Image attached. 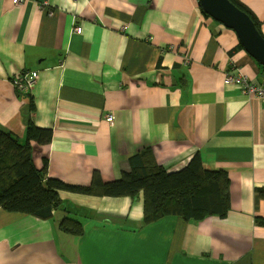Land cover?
<instances>
[{"label":"crops","instance_id":"1","mask_svg":"<svg viewBox=\"0 0 264 264\" xmlns=\"http://www.w3.org/2000/svg\"><path fill=\"white\" fill-rule=\"evenodd\" d=\"M239 1L264 34V0ZM25 72L39 76L25 93L35 124L53 130L48 145L33 143L49 178L88 186L98 171L117 181L147 148L177 172L199 153L207 170L227 172L232 210L196 225H143L142 195L61 191L49 220L0 210V264H264V228L254 223L264 218L255 193L264 188V102L224 85L228 73L261 83L264 70L199 0H0V126L19 140L30 101L13 80ZM65 218L83 233L63 232Z\"/></svg>","mask_w":264,"mask_h":264},{"label":"trees","instance_id":"2","mask_svg":"<svg viewBox=\"0 0 264 264\" xmlns=\"http://www.w3.org/2000/svg\"><path fill=\"white\" fill-rule=\"evenodd\" d=\"M229 1L251 18L264 37L257 16L239 0ZM201 12L210 18L202 9ZM16 90L20 98L28 97L30 101L25 110L26 138L19 140L0 126V210L49 220L62 204L61 191L101 198L136 199L142 195L143 225L166 217H178L196 225L209 217L225 219L232 210L231 180L227 172L207 170L199 153L177 172L160 166L154 151L147 148L129 158L130 171L124 172L117 181L104 182L98 171L88 186L69 185L49 178L48 162L40 170L35 167L33 143L48 145L53 139V130L36 126L34 99ZM255 193L257 201L264 200V188L256 189ZM254 223L264 228L263 217H255ZM60 229L67 234L81 235L84 225L65 218L60 222Z\"/></svg>","mask_w":264,"mask_h":264},{"label":"water","instance_id":"3","mask_svg":"<svg viewBox=\"0 0 264 264\" xmlns=\"http://www.w3.org/2000/svg\"><path fill=\"white\" fill-rule=\"evenodd\" d=\"M199 4L211 19L234 31L242 48L264 67V37L245 12L229 0H199Z\"/></svg>","mask_w":264,"mask_h":264},{"label":"built area","instance_id":"4","mask_svg":"<svg viewBox=\"0 0 264 264\" xmlns=\"http://www.w3.org/2000/svg\"><path fill=\"white\" fill-rule=\"evenodd\" d=\"M14 4H22L23 0H13ZM82 27L76 26L74 31L78 34H82ZM39 76L36 72H25L13 80L15 88L23 93H28L35 86ZM224 85H235L242 89L245 96L257 97L264 102V77L261 83H253L248 76L243 74L228 73L224 78ZM107 122L112 123L114 117L112 115L107 116Z\"/></svg>","mask_w":264,"mask_h":264}]
</instances>
